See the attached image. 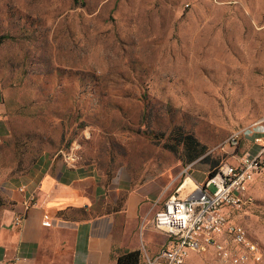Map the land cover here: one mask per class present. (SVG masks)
<instances>
[{"label":"rangeland","instance_id":"obj_1","mask_svg":"<svg viewBox=\"0 0 264 264\" xmlns=\"http://www.w3.org/2000/svg\"><path fill=\"white\" fill-rule=\"evenodd\" d=\"M0 83L1 171L68 158L148 185L159 210L264 122V0H0ZM249 194L233 220L264 245V170ZM187 264L226 263L210 248Z\"/></svg>","mask_w":264,"mask_h":264},{"label":"crops","instance_id":"obj_2","mask_svg":"<svg viewBox=\"0 0 264 264\" xmlns=\"http://www.w3.org/2000/svg\"><path fill=\"white\" fill-rule=\"evenodd\" d=\"M7 114L0 83V146L10 136ZM7 171L0 170V264H117L136 251L145 264L169 245L155 228L159 196L148 185L107 180L58 157L22 175Z\"/></svg>","mask_w":264,"mask_h":264},{"label":"built area","instance_id":"obj_3","mask_svg":"<svg viewBox=\"0 0 264 264\" xmlns=\"http://www.w3.org/2000/svg\"><path fill=\"white\" fill-rule=\"evenodd\" d=\"M242 146L245 150L240 154ZM226 148L230 162H224L205 182L195 183L186 198L179 194L181 186L155 214V228L169 237V245L154 257H146L145 264H187L192 252L201 254L210 248L226 264H264V245L233 220V214L251 201L250 188L264 170V122L233 133ZM43 226L51 227L47 214Z\"/></svg>","mask_w":264,"mask_h":264},{"label":"trees","instance_id":"obj_4","mask_svg":"<svg viewBox=\"0 0 264 264\" xmlns=\"http://www.w3.org/2000/svg\"><path fill=\"white\" fill-rule=\"evenodd\" d=\"M214 174L215 172L210 174V177H212ZM141 257L142 255L139 251L129 252L121 256L118 259L117 264H141Z\"/></svg>","mask_w":264,"mask_h":264},{"label":"bare ground","instance_id":"obj_5","mask_svg":"<svg viewBox=\"0 0 264 264\" xmlns=\"http://www.w3.org/2000/svg\"><path fill=\"white\" fill-rule=\"evenodd\" d=\"M191 181L188 180L184 185H182L183 188H185Z\"/></svg>","mask_w":264,"mask_h":264}]
</instances>
